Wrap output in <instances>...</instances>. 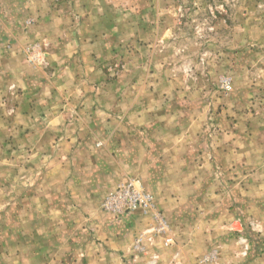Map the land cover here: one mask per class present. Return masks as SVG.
Returning <instances> with one entry per match:
<instances>
[{"label":"rangeland","instance_id":"rangeland-1","mask_svg":"<svg viewBox=\"0 0 264 264\" xmlns=\"http://www.w3.org/2000/svg\"><path fill=\"white\" fill-rule=\"evenodd\" d=\"M147 138L154 162L180 150L181 185L218 202L224 232L249 246L242 264L263 256L264 226L232 216L228 195L264 155V0H0V264L70 257L87 220L69 207L72 180H97ZM244 139L247 164L230 159ZM153 161L125 180L155 192ZM173 162L159 188L180 186ZM111 192L98 199L108 222Z\"/></svg>","mask_w":264,"mask_h":264},{"label":"crops","instance_id":"crops-1","mask_svg":"<svg viewBox=\"0 0 264 264\" xmlns=\"http://www.w3.org/2000/svg\"><path fill=\"white\" fill-rule=\"evenodd\" d=\"M132 129L140 133L143 130L147 132L150 128L149 126H133ZM185 137L187 139V131L177 137L184 148L187 145V141L182 142ZM243 143L242 149H234L236 152L230 159L235 160L240 157L239 163L247 164L249 163L248 139H244ZM154 144L155 142L149 138L145 141H137L138 154L132 150L131 154L125 157L122 155L118 161L115 160L114 169L109 170L104 166V171L97 180L93 181L90 176L85 178L83 183L78 179L72 180L75 186L82 189V192L76 194L73 191L69 207L74 211L87 212V220L84 222L86 230L78 236H69V239H72L69 242H73L71 256L58 261L57 264H242L243 258L240 252L243 249L240 251L239 245L237 246V243L228 237L230 235L224 232L227 227H221L225 224L223 219L213 214L212 209L218 208V202L214 205L203 202L204 192L207 189L198 190L195 186V188L184 189L181 185L182 181L187 180V175L181 172L183 156L180 150L174 153L172 160L168 157L166 159V155L160 153L154 162L153 157H150L143 149L147 150ZM235 144L238 147V142ZM206 157L207 155H202V159ZM173 160H175L173 164L178 162L179 165L177 170L180 173L177 180L180 186L176 190L159 188L165 180H169L170 173L175 172L173 165H170L166 174L163 172V164ZM152 161L155 166L157 162L162 169V173L158 174L155 170L149 177L151 180L154 178L156 182L154 187H158L152 195L155 197L157 209L168 221L171 228L170 236H155L149 233L154 225L152 217L141 212L108 222L107 216L98 203V199L105 197L126 178L149 176L152 167L150 168L148 164ZM257 162L258 165L254 171L247 175L244 172L241 173L249 180L241 189L230 192L228 197L232 202L229 201L231 205L229 208L241 211L247 219L255 220L264 226V155H257ZM190 178L194 179L191 176ZM215 194L213 193L212 197L217 199ZM187 201L190 202L187 203ZM188 205L194 210L198 209L199 212L183 220L181 213L188 208ZM236 211L232 216L236 215ZM170 237L173 238L174 243L167 244L166 239ZM207 256H211L212 260L203 262ZM247 264H264V255L249 256Z\"/></svg>","mask_w":264,"mask_h":264},{"label":"built area","instance_id":"built-area-1","mask_svg":"<svg viewBox=\"0 0 264 264\" xmlns=\"http://www.w3.org/2000/svg\"><path fill=\"white\" fill-rule=\"evenodd\" d=\"M102 209L114 220L126 217L136 212H141L145 215L149 214L154 223L153 228L149 233L155 236L167 235L170 236L171 231L166 217L156 207L153 195L148 192L142 182L138 179H127L120 183L103 201ZM247 243V240H243ZM167 244L174 243L172 237L166 239ZM249 246L240 255L248 254ZM212 260V257H205L203 262Z\"/></svg>","mask_w":264,"mask_h":264}]
</instances>
